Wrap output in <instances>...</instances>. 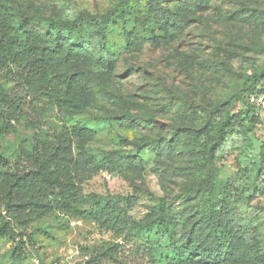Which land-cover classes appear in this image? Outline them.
Here are the masks:
<instances>
[{"label": "rangeland", "instance_id": "374dc122", "mask_svg": "<svg viewBox=\"0 0 264 264\" xmlns=\"http://www.w3.org/2000/svg\"><path fill=\"white\" fill-rule=\"evenodd\" d=\"M0 5L17 21L88 13L106 28L104 41L95 24L83 37L61 31L66 43L89 50L86 108L45 107L37 121L30 116L15 132L0 130V155L14 163L64 126L91 129L79 140L96 159L82 180L84 192L122 198L138 239L153 240L166 256L188 257L182 264H264V110L235 101L250 86L247 76L264 67V0ZM37 31L47 41L52 30ZM256 88L264 91V79ZM228 111L233 123L213 147ZM215 230L230 248L209 241ZM24 233L20 260L12 254L16 242L0 236V264H82L114 241L94 222L63 213L30 221Z\"/></svg>", "mask_w": 264, "mask_h": 264}, {"label": "trees", "instance_id": "16d2710c", "mask_svg": "<svg viewBox=\"0 0 264 264\" xmlns=\"http://www.w3.org/2000/svg\"><path fill=\"white\" fill-rule=\"evenodd\" d=\"M107 16L109 13L103 18ZM94 24L99 27L98 38L104 41L105 26L88 13L74 20L34 14L17 21L7 6L0 5V130L15 132L17 124L30 116H34L32 122L37 121L45 107L86 108L83 96L88 82L84 59L89 57V50L82 44L66 43L61 31L83 37L88 25ZM39 25L52 30L48 33L49 40H43L37 31ZM263 79L264 67L248 75L245 84L250 86L245 87L243 95L237 92L235 101L255 111L261 109L249 103L248 96L264 93L261 88L254 89ZM230 112L215 130L213 147L222 143L224 133L233 123ZM122 116L133 118L129 111H123ZM92 133L85 127L64 126L50 140L39 142L14 163L0 155V236L16 242L14 259L25 256L23 236L30 221L63 213L94 222L114 239L90 254L82 264L186 262L188 257L184 255L158 253V245L151 239H138L131 220L122 213V198L86 195L82 180L92 172V162L96 159L79 145V140ZM206 213L213 214L210 209ZM223 235L215 230L209 241L224 242L230 248L231 240Z\"/></svg>", "mask_w": 264, "mask_h": 264}, {"label": "built area", "instance_id": "2783aa9c", "mask_svg": "<svg viewBox=\"0 0 264 264\" xmlns=\"http://www.w3.org/2000/svg\"><path fill=\"white\" fill-rule=\"evenodd\" d=\"M248 101L264 110V93H252L248 96Z\"/></svg>", "mask_w": 264, "mask_h": 264}]
</instances>
